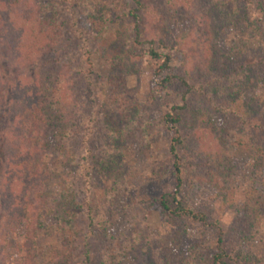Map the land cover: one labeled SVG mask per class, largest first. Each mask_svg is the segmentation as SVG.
Here are the masks:
<instances>
[{
  "label": "rangeland",
  "instance_id": "1",
  "mask_svg": "<svg viewBox=\"0 0 264 264\" xmlns=\"http://www.w3.org/2000/svg\"><path fill=\"white\" fill-rule=\"evenodd\" d=\"M37 1L58 2L64 37L24 72L65 63L79 89L68 142L76 158L60 164L51 137L44 156L56 175L49 190L58 191L57 176L66 175L80 203L68 222L80 240L72 264L84 263L86 249L98 264L111 237L107 264H212L220 248L226 264H264V0ZM148 40L168 47L172 73L191 86L177 111V159L170 152L177 135L163 116L169 105L182 104L185 88L159 87ZM177 175V198L205 224L162 214L159 198L175 191ZM42 223L38 264L63 242L44 212ZM11 242L6 252L15 264L22 239Z\"/></svg>",
  "mask_w": 264,
  "mask_h": 264
},
{
  "label": "trees",
  "instance_id": "2",
  "mask_svg": "<svg viewBox=\"0 0 264 264\" xmlns=\"http://www.w3.org/2000/svg\"><path fill=\"white\" fill-rule=\"evenodd\" d=\"M134 1L140 5L138 0ZM63 15L57 1L0 0V264L12 263L6 250L12 248L11 240L16 237L22 239L17 247L23 256L15 264L39 263L35 238L42 228L43 212L55 220L50 231L60 233L63 239L59 250L45 251L44 264H72L80 256V240L69 233L68 224L71 216L80 214V203L76 194H72L66 175L57 176L58 191L49 190L56 175L44 160L53 138L60 164H70L76 158L68 142L75 135L74 111L80 106L77 77L69 78L72 67L65 63L53 64L56 67L42 74L24 72L25 67L41 62L60 45L65 31ZM72 26L76 27L75 21ZM134 26L135 40H139L137 22ZM153 42L147 41L150 45L146 53L160 79L159 87L165 89L179 82L185 88L182 104L169 105L163 116L165 125L177 135L170 145V152L177 159L176 146L180 143L177 111L184 108L191 86L183 76L172 73L171 52L163 50L167 46L157 48ZM86 48L84 45L85 51ZM80 79L90 93V75L83 73ZM175 171L178 174L177 166ZM176 181L175 191L159 198L162 214L205 224L203 214L193 211L186 199L177 198L181 183L178 175ZM108 240L98 264L109 262L115 242L113 237ZM219 250L212 257V264H226L225 254ZM83 257V264H93L90 259L93 255L90 257L87 249Z\"/></svg>",
  "mask_w": 264,
  "mask_h": 264
}]
</instances>
